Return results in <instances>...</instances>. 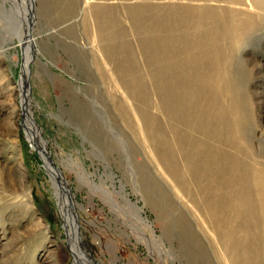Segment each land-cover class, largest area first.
<instances>
[{"label":"rangeland","instance_id":"374dc122","mask_svg":"<svg viewBox=\"0 0 264 264\" xmlns=\"http://www.w3.org/2000/svg\"><path fill=\"white\" fill-rule=\"evenodd\" d=\"M32 10L37 50L25 73L31 107L72 189L88 257L99 264H230L194 176L201 164L195 157L192 168L170 127L218 144L202 125L189 128L178 118L180 110H214L217 123L233 127L240 155L264 167V0H34ZM209 14V22L225 20L216 29L197 24ZM251 17L244 32L235 30ZM2 29L0 264H74L43 159L23 124L21 46L17 37L5 41ZM172 34L174 54L160 55ZM161 61L206 74L200 84L207 91L188 98L161 92ZM144 110L171 142L178 172L146 135ZM123 186L153 229L128 209L118 193Z\"/></svg>","mask_w":264,"mask_h":264},{"label":"bare ground","instance_id":"6f19581e","mask_svg":"<svg viewBox=\"0 0 264 264\" xmlns=\"http://www.w3.org/2000/svg\"><path fill=\"white\" fill-rule=\"evenodd\" d=\"M230 1L235 2L236 0ZM7 4H10L9 8ZM31 6H33L34 9V0H4L0 3L1 21L4 24L3 29L0 28L2 29L1 37H3L5 41L13 40V37H17L20 46L23 47L24 50L23 72L21 73L22 78L18 86L20 87L23 124L27 130L30 142L38 149L43 159L44 167L53 187V193L57 199L59 212L64 218L68 249L72 253L74 264H99L88 257L80 226L75 216L76 201L72 189L58 170L56 163L53 161L48 140L44 137L42 126L38 124L35 113L31 107V95L27 86L25 74L37 50L35 48L36 38L33 37V29L31 38H27L28 33H30L29 23L31 21H33L32 23L35 22L33 16L29 17V13L32 10L30 9ZM221 8L222 7H220L219 11H222ZM229 11H232V9ZM235 13L239 12H237V10L235 12L234 10V14ZM210 16L209 14V17L200 18L197 24L203 26L206 23H213L215 25L214 29H216L219 27V24L221 25V22L225 20V18L218 19L214 17L216 22L214 20L209 22V19H213V17L210 18ZM194 17L195 15L191 14L190 18L193 19ZM252 20V17L249 18L248 24L247 22H241L240 24L239 21V25L236 24L239 29L234 27L235 30L238 32L240 30L242 32V28L249 26ZM192 21L194 22V19ZM245 30L247 31V29ZM211 32L212 31H210L209 34ZM232 32L234 34L233 29ZM215 33H217L215 37L220 36L218 30ZM165 43L164 46L166 48L160 47V55H164L167 49H171L174 54V50L178 44L175 42L173 34ZM165 63L166 62L161 61V64H157L156 71L159 77L158 83L161 92L169 91L176 94L182 93L188 98L195 94L201 96L200 94L207 91L208 87L204 84H200L201 78H203V76L205 77L206 74H201L200 71L191 67L189 63ZM163 86H165V88ZM136 90L138 93L142 91L140 88ZM180 112L182 114L178 118L185 122L189 128H192L195 123L197 127L202 125L201 127H203V131L206 135L217 139L219 142L214 145L209 141L201 142L198 139H194L189 133L183 134L177 127H170L176 134L177 140L179 144H181V151L186 156L192 168L197 166L194 165L195 157L198 158L201 164V168L199 167L200 172H195L194 176L204 198V206L206 207L205 210L208 215L207 218L212 224L213 231L217 235V241L222 246V250L228 262L230 264H264V167L254 163L250 158L246 159L240 155V153L245 150L236 142L237 140L230 141L233 139L231 137L233 127L230 129V126L226 127L221 123H217L215 119L217 113L214 110H180ZM143 114V127L146 135L153 143L152 145L158 150L157 152L159 154H163L162 157L165 161L170 163V167L173 169L172 171L178 172L179 169L175 164V153L170 144L171 142L164 134V131L157 126L155 117L146 110H144ZM227 146L233 147V151L228 150ZM66 161L75 173H77L80 182L85 183L89 180V176H87L81 166L76 168L75 160L68 158ZM187 166H189V164ZM103 190L110 196L107 189ZM118 193L126 201L128 209L133 211L132 214L136 217L137 221L153 229L152 224L144 217L143 208L138 205V202L132 200L129 193L127 194L124 190V186ZM112 201L115 208L119 207L116 201ZM153 240L156 241V239ZM226 261L227 260H225V262Z\"/></svg>","mask_w":264,"mask_h":264},{"label":"water","instance_id":"95a60500","mask_svg":"<svg viewBox=\"0 0 264 264\" xmlns=\"http://www.w3.org/2000/svg\"><path fill=\"white\" fill-rule=\"evenodd\" d=\"M30 9H33V6H31V8ZM33 16V14H32V10H31V12L29 13V17H32ZM33 21H31L30 23H29V30H30V33H28V37L27 38H31V35H32V29H33V26H34V23H32ZM21 49V55H22V58H23V55H24V50H23V47H21L20 48ZM23 60V59H22Z\"/></svg>","mask_w":264,"mask_h":264}]
</instances>
